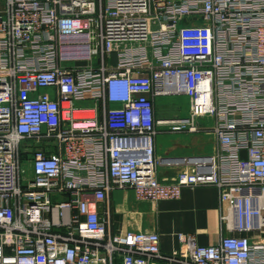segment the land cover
<instances>
[{"label":"built area","instance_id":"obj_1","mask_svg":"<svg viewBox=\"0 0 264 264\" xmlns=\"http://www.w3.org/2000/svg\"><path fill=\"white\" fill-rule=\"evenodd\" d=\"M169 95L186 117L156 116ZM161 132L214 150L158 157ZM200 186L216 243L179 233L166 255L156 231H111L112 190ZM156 261L264 264V0H0V264Z\"/></svg>","mask_w":264,"mask_h":264},{"label":"crops","instance_id":"obj_2","mask_svg":"<svg viewBox=\"0 0 264 264\" xmlns=\"http://www.w3.org/2000/svg\"><path fill=\"white\" fill-rule=\"evenodd\" d=\"M215 142L212 133L161 132L155 137V152L158 157L205 155L213 152ZM175 172L174 168H158L161 179L171 178ZM109 201L112 232L156 231L160 250L166 255L179 248V233L194 234L202 245L214 244L221 236L219 196L214 186L183 188L179 199L163 200L156 205L136 201L130 189H114Z\"/></svg>","mask_w":264,"mask_h":264},{"label":"rangeland","instance_id":"obj_3","mask_svg":"<svg viewBox=\"0 0 264 264\" xmlns=\"http://www.w3.org/2000/svg\"><path fill=\"white\" fill-rule=\"evenodd\" d=\"M157 108L156 114L158 117L167 116H180L186 117L189 110V99L183 95H169L165 97H159L156 100ZM90 103H76V106H89ZM203 125H211L210 123L201 120Z\"/></svg>","mask_w":264,"mask_h":264}]
</instances>
